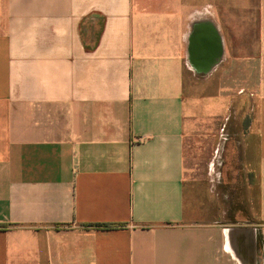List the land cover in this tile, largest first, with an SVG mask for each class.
Listing matches in <instances>:
<instances>
[{
    "label": "crops",
    "instance_id": "1",
    "mask_svg": "<svg viewBox=\"0 0 264 264\" xmlns=\"http://www.w3.org/2000/svg\"><path fill=\"white\" fill-rule=\"evenodd\" d=\"M0 264H264V0H0Z\"/></svg>",
    "mask_w": 264,
    "mask_h": 264
}]
</instances>
